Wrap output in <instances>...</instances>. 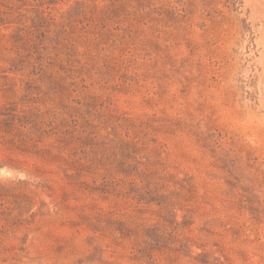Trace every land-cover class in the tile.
<instances>
[{
    "label": "rangeland",
    "instance_id": "1",
    "mask_svg": "<svg viewBox=\"0 0 264 264\" xmlns=\"http://www.w3.org/2000/svg\"><path fill=\"white\" fill-rule=\"evenodd\" d=\"M0 264H264V0H0Z\"/></svg>",
    "mask_w": 264,
    "mask_h": 264
}]
</instances>
